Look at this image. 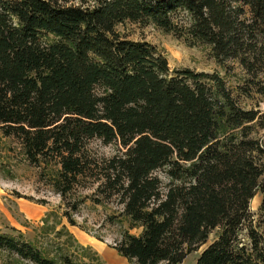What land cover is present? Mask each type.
I'll use <instances>...</instances> for the list:
<instances>
[{
    "label": "trees",
    "instance_id": "obj_1",
    "mask_svg": "<svg viewBox=\"0 0 264 264\" xmlns=\"http://www.w3.org/2000/svg\"><path fill=\"white\" fill-rule=\"evenodd\" d=\"M125 21L236 59L264 97V0H0L2 134L47 170L60 219L84 229L80 205L105 209L130 264L180 263L216 228L195 264H264V146L253 136L264 113L241 107L216 72H171L156 46L118 34ZM94 137L123 150L90 156ZM47 227L50 246L0 232V250L22 264H102L64 225Z\"/></svg>",
    "mask_w": 264,
    "mask_h": 264
},
{
    "label": "rangeland",
    "instance_id": "obj_2",
    "mask_svg": "<svg viewBox=\"0 0 264 264\" xmlns=\"http://www.w3.org/2000/svg\"><path fill=\"white\" fill-rule=\"evenodd\" d=\"M78 2V0H69ZM118 34L125 39L146 41L166 57L170 71L189 68L196 72H216L225 81L227 88L238 104L254 108L264 113V97L255 91L248 74L236 59L217 61L212 55L211 46L204 43L189 44L184 37L173 32H165L153 24L142 25L125 21L116 26ZM264 146V127L257 128L253 134ZM86 153L94 157H110L123 150L118 142L103 143L99 138L86 142ZM53 165V169L57 165ZM164 178V168L156 172ZM90 189H81L78 194H90ZM261 193L256 192L250 200L249 209L255 223L259 220ZM70 202H73L71 197ZM113 205H108L111 208ZM65 209L61 196L49 183L47 170L26 160L21 145L16 138L6 137L0 130V232L21 236L23 239L50 246L47 226L59 228L64 225L76 241L89 246L97 252L102 264H130L112 248L118 230L103 223L105 209L94 206L90 201L80 205L73 216L82 226L70 225L60 216ZM60 219L61 224H56ZM139 229L131 230L138 233ZM218 228L212 230L207 241L191 251L177 264H195L200 251L217 235ZM98 237V238H97ZM0 264H22L18 257L6 250H0Z\"/></svg>",
    "mask_w": 264,
    "mask_h": 264
}]
</instances>
